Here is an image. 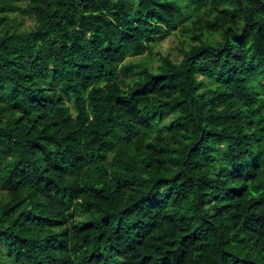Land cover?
<instances>
[{"label": "trees", "instance_id": "trees-1", "mask_svg": "<svg viewBox=\"0 0 264 264\" xmlns=\"http://www.w3.org/2000/svg\"><path fill=\"white\" fill-rule=\"evenodd\" d=\"M0 264H264V0H0Z\"/></svg>", "mask_w": 264, "mask_h": 264}, {"label": "rangeland", "instance_id": "rangeland-1", "mask_svg": "<svg viewBox=\"0 0 264 264\" xmlns=\"http://www.w3.org/2000/svg\"><path fill=\"white\" fill-rule=\"evenodd\" d=\"M26 23L28 26H31L32 21L28 19ZM158 49L163 54H171L173 57H177L179 56V39L177 37L167 38L161 43Z\"/></svg>", "mask_w": 264, "mask_h": 264}]
</instances>
